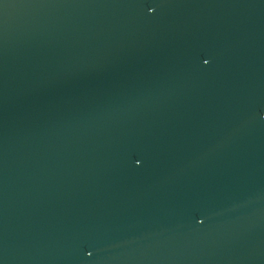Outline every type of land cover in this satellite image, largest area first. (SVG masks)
<instances>
[{
  "label": "water",
  "instance_id": "obj_1",
  "mask_svg": "<svg viewBox=\"0 0 264 264\" xmlns=\"http://www.w3.org/2000/svg\"><path fill=\"white\" fill-rule=\"evenodd\" d=\"M0 264H264V0H0Z\"/></svg>",
  "mask_w": 264,
  "mask_h": 264
},
{
  "label": "snow or ice",
  "instance_id": "obj_2",
  "mask_svg": "<svg viewBox=\"0 0 264 264\" xmlns=\"http://www.w3.org/2000/svg\"><path fill=\"white\" fill-rule=\"evenodd\" d=\"M152 10H153V9H152L151 7H149V11L151 12ZM203 63H204L205 65H207V64L210 63V61H209L208 59H204V60H203ZM135 163H136L137 165H139V164L142 163V161H141L140 159L137 158V159L135 160ZM199 222L202 223L203 221L200 220ZM87 255H88V256H91L92 253H91V252H88Z\"/></svg>",
  "mask_w": 264,
  "mask_h": 264
}]
</instances>
